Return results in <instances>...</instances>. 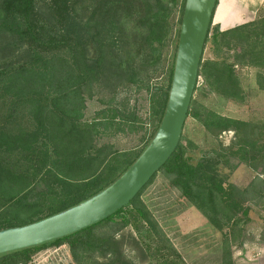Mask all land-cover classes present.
Segmentation results:
<instances>
[{
    "label": "trees",
    "instance_id": "obj_1",
    "mask_svg": "<svg viewBox=\"0 0 264 264\" xmlns=\"http://www.w3.org/2000/svg\"><path fill=\"white\" fill-rule=\"evenodd\" d=\"M184 2L0 0V39L14 46L0 47V229L40 220L89 198L144 150L164 114ZM170 45L165 83L151 86L150 73L158 74ZM207 46L213 58H203ZM230 52L233 62L227 58ZM203 53L199 76L204 86L196 85L187 118L211 137L233 131L229 145L209 148L193 161L188 153L196 145L183 144L182 132L168 160L113 215L68 236L1 254L0 264H27L36 252L62 244L75 258L86 254L107 258L96 264H132L124 251L127 241L138 244L132 232L140 235L151 225L158 233L148 199L141 195L159 173L221 233L220 264H233L230 236L251 204L264 206V120L218 113L196 96L208 90L244 102L234 69L238 64L254 68L258 89L264 91V15L224 30L212 26L211 19ZM141 89L148 93L144 120L130 105V96ZM93 97L100 107L86 117L87 99ZM127 131H142L143 143L118 149L104 141ZM238 163L261 169L262 175L239 187L221 170H233ZM155 249L159 263L176 264L160 246Z\"/></svg>",
    "mask_w": 264,
    "mask_h": 264
},
{
    "label": "rangeland",
    "instance_id": "obj_2",
    "mask_svg": "<svg viewBox=\"0 0 264 264\" xmlns=\"http://www.w3.org/2000/svg\"><path fill=\"white\" fill-rule=\"evenodd\" d=\"M79 1L83 5H88L91 0ZM259 10L260 12H258ZM258 11L255 18L264 15V3ZM80 15L82 16V13ZM173 15L174 24L177 25L178 8L175 9ZM213 25L216 24L212 22ZM0 47L14 46L11 40L0 39ZM172 50L173 45L167 47V55L164 62H162L163 65L159 68L158 74L153 75L150 73L149 85L155 86L165 83L166 69L169 65ZM227 55L228 61L233 62V52ZM213 57L214 54L210 47H205L203 58ZM234 69L245 91L244 102H233L217 94L210 93L208 90L205 95L200 94L201 92L197 94L198 102L202 106L209 107L227 116L264 120V91L258 89L254 68L238 64ZM196 85L200 88L204 86L202 76L198 77ZM147 101L148 93L145 89H141L130 96V105L136 107L137 114L143 120L148 117ZM86 104V117L92 116L100 107L99 100L96 97L88 98ZM232 139H234V134L231 130L224 131L217 137H211L193 118L188 117L186 119L183 130V144L190 141L196 145L188 153L193 161L197 160L209 148L218 145L220 147L229 145ZM130 140H132L131 136L126 135V133H119L111 138L104 139V141L112 143L118 149L129 147ZM232 163H237V160L232 158ZM221 170L228 174L230 182L239 187H245L256 175H262L261 169L254 171L242 163H238L233 170L228 168H221ZM141 198L148 199L150 211L159 227L157 232L162 236H157L158 233L152 231L151 225L145 226L140 235L132 232L136 237H139L137 238L138 244L131 240L124 244L126 257L132 264H161L156 260L157 255L155 254L160 255V252L155 249L156 246H160V251L165 255L168 254L166 256L175 260L176 264H220L221 250L219 245L221 244V233L209 223L208 219L197 208L191 206L178 190L170 186L163 174L159 173L152 179L150 184L143 190ZM242 219L243 222L235 228V232L230 236L232 262L233 264H264V238H262L264 236V206L251 204L248 216ZM129 230L128 228L117 232L115 236L120 237L122 233H127ZM146 233L148 235L150 233V239L145 236ZM149 245L150 250L147 248ZM104 260H107V258L93 257L86 254L81 258H75L72 256L69 247L62 244L58 247L50 246L36 252L27 264H96L97 261Z\"/></svg>",
    "mask_w": 264,
    "mask_h": 264
},
{
    "label": "water",
    "instance_id": "obj_3",
    "mask_svg": "<svg viewBox=\"0 0 264 264\" xmlns=\"http://www.w3.org/2000/svg\"><path fill=\"white\" fill-rule=\"evenodd\" d=\"M216 1L184 2L164 114L139 156L118 178L89 198L40 220L0 229V255L68 236L113 215L168 160L183 132Z\"/></svg>",
    "mask_w": 264,
    "mask_h": 264
},
{
    "label": "crops",
    "instance_id": "obj_4",
    "mask_svg": "<svg viewBox=\"0 0 264 264\" xmlns=\"http://www.w3.org/2000/svg\"><path fill=\"white\" fill-rule=\"evenodd\" d=\"M263 3L264 0H218L212 22L224 30L252 21ZM124 133L130 135L132 140H130L129 147L120 149L135 148L143 143L140 139L143 136L142 131H127Z\"/></svg>",
    "mask_w": 264,
    "mask_h": 264
}]
</instances>
